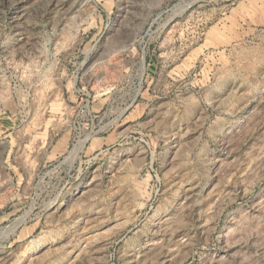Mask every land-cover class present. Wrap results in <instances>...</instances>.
Wrapping results in <instances>:
<instances>
[{
    "label": "rangeland",
    "instance_id": "374dc122",
    "mask_svg": "<svg viewBox=\"0 0 264 264\" xmlns=\"http://www.w3.org/2000/svg\"><path fill=\"white\" fill-rule=\"evenodd\" d=\"M0 264H264V0H0Z\"/></svg>",
    "mask_w": 264,
    "mask_h": 264
}]
</instances>
